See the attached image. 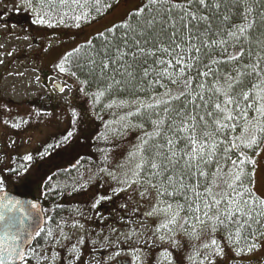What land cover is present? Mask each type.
<instances>
[{"label":"snow or ice","instance_id":"snow-or-ice-1","mask_svg":"<svg viewBox=\"0 0 264 264\" xmlns=\"http://www.w3.org/2000/svg\"><path fill=\"white\" fill-rule=\"evenodd\" d=\"M27 2L31 5V0ZM239 2L240 0H233V4L238 5ZM73 3L78 4V0H73ZM213 6L219 9L220 4H210L209 0H188L187 5L171 3L170 0H148L149 15L144 17V10H137V15L143 18L137 21L135 27L124 26L128 32L120 43L113 45L115 55L109 56L107 50L104 51L108 63L102 61V68L119 64L124 69L121 75L135 79L134 69L139 67L141 79L148 78L150 86L154 84L164 90L162 93L149 95L147 102L136 99L134 102L121 101L120 104L113 101L107 105L112 108L134 103L135 111H130L128 115L142 117L151 127V131H148L143 123L133 124L131 121L121 126L124 130L139 128L143 131V137L129 154L128 161L120 166L126 169L122 174L123 178H113L120 179L121 183L129 187L147 180V187L141 195L149 188L155 189L160 198L159 203L165 205L163 208L154 205L148 213L164 214L166 219L161 223V228L172 231L169 226L177 225L183 219L179 226L190 238L197 239L198 224H209L213 233L223 228L228 233V240L235 241L237 254H242L245 247H240L239 244L243 231L251 229L253 222L259 223V218L264 217V199H259L254 194V171L246 170L248 165L252 169L256 166V161L246 150L258 148L264 143V69L259 67V62L242 64L240 57L244 55L243 51L235 54L228 52V47L240 45L241 38H246L252 28L253 22H248L247 13L239 17V23L225 14L223 20L229 22L228 25L213 30L208 23L209 17L198 15L201 7ZM175 10L181 13L179 22L186 29V38L173 31L169 37L171 42L165 46L159 37L167 31L165 24L176 28L173 16ZM153 12L155 15H152ZM82 18H87V13L74 16L76 21ZM158 20L160 29L156 31ZM201 21L204 22L203 28ZM35 22L44 24L47 21L40 18V13L37 12ZM48 23L51 27V23ZM146 45H150V48L145 47ZM217 47L218 54L225 57L222 61L210 55ZM149 58L151 64H148ZM138 61L142 63H137ZM221 63L231 64V70L222 72L219 68L212 67ZM198 65H203V69ZM59 70L65 72L63 63L59 65ZM193 70L195 76L192 75ZM253 74L260 79L249 88L246 78ZM199 77L204 79H198ZM208 77H212L211 81ZM110 88L111 85L108 86ZM174 88L179 91H174ZM60 91L63 92L64 89L61 88ZM104 95V91L97 92L96 99L99 100ZM249 111L255 113L252 119L249 118ZM238 128L241 129L239 134ZM114 131L122 134L121 129ZM71 136L72 132H68L65 139ZM23 159L30 162L32 156L27 155ZM132 161L136 162L129 168ZM146 169L149 174L144 177ZM186 179L190 183H185ZM2 184L3 181L0 180V185ZM2 191L4 190L0 187V192ZM188 191L194 192L196 199L188 203L187 208L179 202L175 205L169 202L178 193L187 201ZM36 208V204L29 206L7 196L0 199V264H15L17 259L25 260L26 254L21 243L26 235L33 234L29 231L28 221L33 218L30 209ZM185 211L190 216L181 218L180 213ZM189 228L192 231H188ZM35 234L39 235V232ZM48 235H52L50 230ZM158 238L164 240L165 236ZM82 243V240L78 241V244ZM245 246L251 252L257 248V241L245 240ZM203 247L211 248L212 251L203 257L201 264H215L212 257L223 254L216 239ZM81 254L80 248L72 245L70 255L73 260L69 264L79 261ZM115 255L120 253L117 251ZM166 258L171 264L170 255ZM50 259L54 261L55 255Z\"/></svg>","mask_w":264,"mask_h":264},{"label":"rangeland","instance_id":"rangeland-1","mask_svg":"<svg viewBox=\"0 0 264 264\" xmlns=\"http://www.w3.org/2000/svg\"><path fill=\"white\" fill-rule=\"evenodd\" d=\"M145 2L148 0H78L79 5H84L80 7L73 0H43V3L41 0H31V5L27 0H0V180L3 181L0 187L15 196L42 198V182L25 192L21 186L25 180L9 176V172L14 171V166L27 161L23 159L25 156L36 157L52 140L63 137V132L70 130L74 122L76 124L72 130L68 131L72 132L69 142L77 140L79 131L90 134L92 130L87 128L89 123L83 121L84 118L79 121L82 118H79L80 113L82 116L90 114L93 121L104 119L115 141L122 142V148L116 146L117 150L121 149L118 157H115L118 166L112 175L88 176L90 188L85 194L97 195L95 199L90 198L96 202L100 201L98 197H102L103 202L99 207L93 202L91 207L94 213L88 220L81 215H73L69 220L72 224L70 228H61L58 234L59 245H62V249L64 247L63 256L61 249L58 255L55 254L56 262L67 260V246L71 244L77 245L82 253L80 260L74 261V264H169L166 258L169 255L171 264H201L203 257L212 251L203 245L210 244L212 239L218 241L223 252L212 257L215 264L261 261L264 258V217L259 218V223L253 222L251 229L243 231L239 246L245 247V251L237 254V245L234 240H228L227 231L219 229L213 233L209 224L197 225L198 239L190 238L179 226L183 219L177 225L169 226L172 231L161 228V223L166 219L164 214L148 215L154 205L160 208L165 206L159 203L156 190L149 188L141 195L147 187L145 179L130 187L120 182L126 171L120 166L128 161L143 131L135 127L121 128L128 121L137 124L136 116L128 115L130 111H135L134 103L112 108L107 105L113 101L120 104L121 101L134 102L136 99L147 102L149 95L164 90L153 84L155 91L148 95L118 99H105L102 96L97 100L96 93L100 91L85 85L67 66L66 56L89 43L93 37L124 23ZM37 12L46 23L35 22ZM83 13H87V18L80 21L74 19V16ZM62 63L65 72L59 70ZM207 79L211 81L212 77ZM58 85L62 86L63 92L57 89ZM74 115L76 118H73ZM248 115L252 119L255 113L249 111ZM115 129H121L122 134H116ZM240 132L238 128L237 133ZM246 151L256 161L254 169L251 165L246 169L254 171V194L264 199V143ZM135 162L132 161L128 167H133ZM32 167L29 166V169ZM185 183L189 181L186 179ZM111 188L117 193L124 189L122 199L115 198L110 202L108 190ZM179 196L183 195L178 193L169 202L173 205L179 202L187 208V204L196 199L192 191L187 192L186 203L178 199ZM180 216L187 218L190 214L185 211ZM161 235L165 236L164 240L158 238ZM253 239L257 241V248L249 252L245 240L251 242ZM81 240L83 243L78 244ZM117 251L120 253L118 256L115 255Z\"/></svg>","mask_w":264,"mask_h":264},{"label":"trees","instance_id":"trees-1","mask_svg":"<svg viewBox=\"0 0 264 264\" xmlns=\"http://www.w3.org/2000/svg\"><path fill=\"white\" fill-rule=\"evenodd\" d=\"M170 2L187 5L188 0H170ZM209 3H219L220 7L219 9L214 6L209 8L201 7L198 15L209 17L208 23L213 30L222 25L225 27L228 25L229 22L223 20L225 14L239 23L241 22L239 17L247 13L248 22H253L252 28L246 34V38H241L240 45H237L235 48L228 47V52L235 54L243 51L244 55L240 57L242 64L251 65L259 62V67L264 69V0H240L238 5L233 4V0H209ZM141 9L144 10V17L149 15L148 2H145ZM152 15H155V13L153 12ZM180 15L179 10L173 12L176 23L175 29L169 24L164 25L167 31L159 37L163 45L166 46L171 42L169 37L173 31L178 32L181 37L186 38V29L179 22ZM142 18L137 15V12H134L124 23L118 24L112 29L93 37L89 43L83 44L71 52L66 56V63L70 72L92 90L104 91L105 95L103 98L105 99L134 98L148 95L156 87L149 85L148 78L141 79V69L139 67L134 69L135 79L127 75H121L120 73L124 69L119 64L111 65L107 69L102 68V61L108 63V59L104 56V51L107 50L109 56H114L115 48L113 45L120 43L124 34L128 32V29L124 26L132 25L135 27L137 21ZM200 23L203 28L204 22L201 21ZM159 29L160 23L158 20L156 31H159ZM216 38L219 39L220 37ZM196 43H199V41H196ZM145 47L150 48V45H146ZM218 53L219 48L217 47L210 52V55L222 61L225 57ZM137 63H142V61H138ZM148 64H151V58L148 59ZM237 66L240 65L238 64ZM198 67L203 69V65H198ZM212 67L214 69L219 68L223 72L230 71L232 65L221 63L212 65ZM248 70L250 71L251 69ZM192 75L195 76V70H193ZM198 79L203 80L204 78L199 77ZM259 79V77L253 74L246 78V83L250 88L251 84L258 83ZM116 81H120V83H116ZM109 85H111L110 89H108ZM106 89L108 90L106 91ZM174 91H179V89H175ZM73 118H76V116L74 115ZM79 118H81L79 121H82L84 118L83 121L89 123L87 128H91L92 132L90 131V134L79 131L77 140H74L73 143L69 142V138L65 139V137L68 131L72 130L73 125L76 124L74 122L70 126V130L66 133L63 132V137L52 140V142L44 147L43 152H40L36 157L34 156L30 162L23 161L21 164H16L17 166H14V171L9 172V176H13L14 178L17 176L19 180H25L23 185H21L22 190L25 192L34 189L36 183L42 182V198H51L59 201V204H54V207H58V209L53 210L52 213L64 215L62 222L64 228L70 224L67 221L70 216L81 215L85 220H88L92 215L91 213H94L91 207L93 202L97 207L101 205V202H103L102 197H98L100 201L96 202V200L93 201L90 198H94L97 195H93V193L85 194L90 188L88 176L96 174L98 177H105L113 173L114 168L118 166L116 164L117 161L115 162V157H118L120 148H122V142L115 141V138L111 134L112 132L108 131L104 119L97 118V120L93 121L90 114L82 116V113H80ZM136 123H143L144 128L151 131L150 125L142 117L136 116ZM139 143L140 140L137 138L136 144ZM117 145L121 146L119 150H117ZM121 163H119V166ZM31 165L33 167L29 169ZM148 174L146 169L143 176L147 177ZM194 181L195 177H193L192 183ZM108 192L110 202L115 198L122 199L123 197L121 190L117 193L114 188H111ZM177 198H180L184 203L187 202L183 196ZM83 199L86 200L83 202ZM221 229L224 230L223 228Z\"/></svg>","mask_w":264,"mask_h":264},{"label":"flooded vegetation","instance_id":"flooded-vegetation-1","mask_svg":"<svg viewBox=\"0 0 264 264\" xmlns=\"http://www.w3.org/2000/svg\"><path fill=\"white\" fill-rule=\"evenodd\" d=\"M44 206L43 211L45 213V222L44 225L41 226L39 229V235H35L34 242L29 248V250L26 253L25 260L22 261L21 264H69V261L73 260L72 255H70L71 252V244L67 246V256L65 257L67 260L64 261L63 259L59 261H53L50 259V257L54 256L55 254L60 253L62 249V245H59V234L58 232L62 231V222L64 220V215H55L53 210L58 209V207H54V204H59V201L51 198H40L38 199ZM71 216L67 219L69 222ZM72 224H69V228ZM62 228V229H61ZM68 228V229H69ZM49 230L52 232V235L49 236L48 232ZM64 249V247H63ZM63 249L61 251V257L63 256ZM56 257V256H55ZM258 261V264H264V258L263 260L259 261V259H256L254 261H241L237 262L238 264H252L253 262ZM76 263V262H74ZM235 261H230L229 264H234ZM255 264V263H254Z\"/></svg>","mask_w":264,"mask_h":264},{"label":"water","instance_id":"water-1","mask_svg":"<svg viewBox=\"0 0 264 264\" xmlns=\"http://www.w3.org/2000/svg\"><path fill=\"white\" fill-rule=\"evenodd\" d=\"M62 88V86L58 85V90L60 91V89ZM61 92V91H60ZM5 196H7L8 198H11L13 200H19L22 203H25L27 205H31V204H36L37 208L36 209H30L32 212V220L28 221V225H29V231L32 232L33 234L28 236L26 235L21 243V247L23 249V251L26 252L29 250V248L32 246L33 242H34V237H35V232H38V230L41 228V226L44 225L45 222V214L43 212V204L35 199L32 198H27L26 197H22L19 195L12 194L10 192H0V199L4 198ZM22 261L17 259L15 261V264H21Z\"/></svg>","mask_w":264,"mask_h":264}]
</instances>
